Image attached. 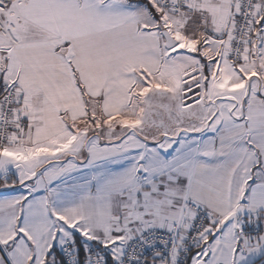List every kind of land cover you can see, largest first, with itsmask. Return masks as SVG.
<instances>
[{"label": "snow or ice", "instance_id": "obj_1", "mask_svg": "<svg viewBox=\"0 0 264 264\" xmlns=\"http://www.w3.org/2000/svg\"><path fill=\"white\" fill-rule=\"evenodd\" d=\"M0 264H264V0H0Z\"/></svg>", "mask_w": 264, "mask_h": 264}]
</instances>
